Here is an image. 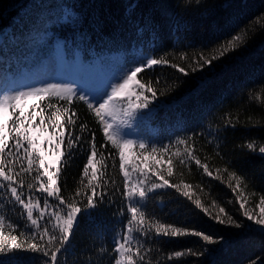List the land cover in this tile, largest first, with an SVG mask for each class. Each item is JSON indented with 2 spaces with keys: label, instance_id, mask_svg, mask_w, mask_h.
Returning <instances> with one entry per match:
<instances>
[{
  "label": "trees",
  "instance_id": "16d2710c",
  "mask_svg": "<svg viewBox=\"0 0 264 264\" xmlns=\"http://www.w3.org/2000/svg\"><path fill=\"white\" fill-rule=\"evenodd\" d=\"M245 27L246 47L241 46L231 57L217 62L211 72H191L200 53H211L220 37ZM57 49L63 50L66 64L75 59L77 69L93 71L101 79L107 69L128 65L131 70L150 58L167 61L137 74L140 83H151L157 91V98L148 109L122 124L121 120L127 118L119 111L121 105H117L115 122L126 128V139L137 145L167 148V152L149 158L141 155L144 150L138 147L126 149L125 166L130 169L131 179L135 180L139 171H143L157 182L162 176L170 184H189L194 198L199 197L213 215L218 211L211 206L216 201L246 224L249 221L243 215L245 210L253 217L264 211V204L260 203L264 197V155L258 152L259 146H264V0H0V69L9 79L33 71ZM173 64L185 67L191 74L184 76ZM129 91L142 90L133 81ZM36 104L45 109L43 115L47 118L65 102L50 95L32 102L29 112L40 110ZM70 107L78 118L75 127L68 125L65 129V145L69 133L81 135L83 140L73 146L70 155L65 149L58 179L61 194L66 199L75 197L82 207H87L90 177H84L82 170L89 155L88 141L94 134L104 158L99 155L96 158L97 179L93 185H99L97 198L101 194L104 198L96 208L81 215L66 251L59 256L60 264H114L117 254L113 241L123 235L128 217L121 195L124 176L119 167V151L107 141L106 147L99 148L104 140L100 125L83 101L77 99ZM229 120L235 127L225 126ZM80 124L88 125L83 133ZM181 139L187 144L177 143ZM249 143H255V151L247 147ZM185 147L220 179L205 174L189 158ZM224 168L245 178L236 192L229 187ZM29 182L31 178L27 177L25 195ZM231 183L235 186L234 180ZM77 191L81 192L79 197L75 195ZM33 196L41 194L33 190ZM150 196L145 210L152 220L198 229L222 243L208 245L193 236L172 240L141 238L144 249L150 251L140 264L264 261V233L252 226L236 229L219 225L175 188L158 189ZM47 199L51 205L58 204L52 198ZM240 202H244V208ZM0 215L5 217L6 237L16 235L21 245L15 264H45L47 258L41 253L24 250L31 242L25 235L31 225L26 213L11 201L10 193L0 196ZM8 223L17 225V230L13 232ZM189 249L203 251V255H172Z\"/></svg>",
  "mask_w": 264,
  "mask_h": 264
},
{
  "label": "snow or ice",
  "instance_id": "6c2138e0",
  "mask_svg": "<svg viewBox=\"0 0 264 264\" xmlns=\"http://www.w3.org/2000/svg\"><path fill=\"white\" fill-rule=\"evenodd\" d=\"M247 34L245 27L238 28L232 33L220 37L211 53L202 52L198 55L191 66V72H203L205 70L211 72L217 66V62L226 57H231L232 54L240 50L241 46L246 47L244 37ZM162 63H167V61L150 58L135 66L126 74L122 82L109 86L111 92L106 89L99 99L93 97L96 100L95 103L86 99L84 95H77L71 88H61L57 85L34 88L28 92L20 91L11 96L4 95L0 99V196L6 197L10 193L11 201L26 213V220L30 222L31 228L25 235L31 242L28 243L27 248L24 249L25 251L33 254L41 253L43 257L47 258L45 264H60L59 256L66 251V245L70 243V239L80 222L81 215L87 212L88 209L96 208L99 200L104 198L103 194L97 198L96 190L99 185H93V181L97 179L96 158L98 155L102 159L104 158L103 154L98 151L94 134L91 135L88 141L90 144L89 155L82 170L84 177H90L87 181V187L91 188V195L86 197L87 207H82L75 197L66 199L61 194L62 189L58 184L60 164L66 156L65 149L68 150V155H70L73 146L83 140V136L69 133L65 145V129L68 125L75 127L77 123L78 114L70 107L77 99L87 105L100 125L104 140L101 141L99 148L106 147L104 141H107L119 151V167L124 176L121 195L126 202L128 217L124 225L123 235L118 239L114 238L113 241V251L117 254L113 258L114 264H140V262H143L146 253L150 249H144L140 242L141 238L172 240L193 236L201 238L208 245L222 243V240H217L212 235L198 229H189L152 220L145 210V202L152 199L150 194L158 189L175 188L181 196L191 201L196 209H199L219 225L234 226L236 229L251 228V225L227 213L225 208L219 206L216 201H212L211 205L213 208H218L216 214L213 215L209 211V207L202 203L199 197L194 198L192 186L189 184H170L162 176L159 177L160 182H157L143 171H139L135 180L131 179L130 169L125 166L126 149L138 147L144 150L141 155L146 154V158H149L158 152H167V148L157 149L145 143L137 145L135 141L126 139L127 133L122 135L115 123L117 105H121L119 111L127 118L121 120L122 124H127L131 119H135L137 113L141 110L148 109L149 105L157 98V91L151 83H140L137 80V74L143 72L146 68H152ZM171 66L184 76L191 74L185 67L176 64ZM133 81L139 84L142 91H129V85ZM146 93L151 95H146ZM50 95H55L57 99L64 101L65 104L56 107V110L48 114L47 118L43 115L45 109L39 104L35 105L36 108L40 109L39 111L33 109L29 112L33 101L44 100ZM133 97H135V100L132 99ZM37 117L40 118L39 123L36 122ZM61 121H64V123H61ZM49 126H51V131H49ZM225 126L235 127L231 120L227 121ZM87 128V124L79 125L81 133ZM45 142H47V147L44 146ZM177 143L187 144L182 139ZM247 147L253 151L256 150L255 143H249ZM185 152L190 159L195 160L196 165L202 168L205 174L213 179H220L219 175H213L207 164L196 159L187 147H185ZM258 152L264 155V146H259ZM168 163H171V160ZM181 163H183V160H181ZM53 168L56 169L55 172L51 170ZM89 169L92 170L91 175ZM133 170L135 169L133 168ZM216 171L220 172L219 169ZM223 171L227 173L229 187L232 188L233 192H236L244 183L245 178L235 170L230 171L228 168H224ZM168 175H172L171 169L168 170ZM27 177L31 178V182L27 184L28 194L25 195L23 189ZM233 180L235 186L231 183ZM81 182L83 183V181ZM33 190L40 193L41 196L34 197ZM44 194H46V198ZM75 195L79 197L81 192L77 191ZM42 198L43 203L41 204ZM47 198L58 201V204L51 205ZM260 203L264 204V197L261 198ZM240 207L244 208V202H240ZM34 212L38 215H34ZM221 214H224V216ZM243 215L247 217L248 221L254 220V217L247 210L244 211ZM53 220L55 221L54 224ZM254 223L264 225V219H255ZM27 226L26 224L25 227ZM7 227L12 229L13 232L18 228L13 223H8ZM4 228L5 217L0 215V257H7L6 260L0 259V264H15L21 245L17 243L16 235L6 237ZM259 230L264 233V227ZM185 254L199 256L203 255V251L196 252L189 249L175 251L172 255L182 257ZM171 258L169 256V259ZM260 264H264V261H261Z\"/></svg>",
  "mask_w": 264,
  "mask_h": 264
},
{
  "label": "rangeland",
  "instance_id": "374dc122",
  "mask_svg": "<svg viewBox=\"0 0 264 264\" xmlns=\"http://www.w3.org/2000/svg\"><path fill=\"white\" fill-rule=\"evenodd\" d=\"M75 61V59H72L68 64H63L61 52L58 50L54 54L48 55L35 71L16 77L13 81L9 82V80L2 78L0 72V99H2L4 95L11 96L20 91L28 92L34 88L57 85L61 88H71L77 95H84L86 99L92 100V102L95 103L96 100L93 99V97L99 99L106 89L111 92V87L109 86L117 82H122L123 78L130 71L128 65L123 68L107 69L104 78L101 79L98 74L93 71L86 72L85 70L77 69L73 64ZM75 73L80 74L81 78H79V80L76 79L77 74ZM116 126L121 131L122 135L126 133L125 127L119 126L117 123ZM44 146L47 147L48 145ZM51 170L53 172L56 171L55 168ZM255 219H264V211H258V213L254 215V220ZM254 220L249 221V224L256 231L261 232L259 229L264 227V225H256ZM4 234L6 236V233Z\"/></svg>",
  "mask_w": 264,
  "mask_h": 264
}]
</instances>
